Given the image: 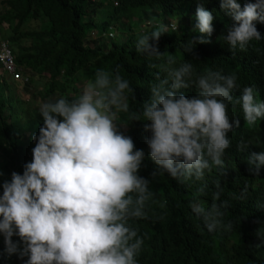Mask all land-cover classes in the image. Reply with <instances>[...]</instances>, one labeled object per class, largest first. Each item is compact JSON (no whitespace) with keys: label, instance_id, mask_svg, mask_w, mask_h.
<instances>
[{"label":"clouds","instance_id":"9594fccd","mask_svg":"<svg viewBox=\"0 0 264 264\" xmlns=\"http://www.w3.org/2000/svg\"><path fill=\"white\" fill-rule=\"evenodd\" d=\"M208 2L195 0L194 31L201 35L184 45L186 53L211 43L204 38L214 32L215 17L204 7ZM219 6L235 22L223 37L230 50L243 51L250 42L264 39L255 23H264V0H219ZM166 32L168 27L159 24L135 44L141 55L166 58L162 67L167 75L161 79L156 74L158 82L150 87L142 112H130L134 89L118 66L112 72L96 68L94 79L71 100L50 98L39 106L43 124L39 135L32 136L31 162L23 165V174L13 171L10 181L0 183V256L27 257L24 264H138L144 240L130 222L147 218L145 207L153 192L150 180L139 175L146 167L145 152L121 131L127 126L117 123L118 113L129 114L132 122H148L146 144L155 166L151 177L166 173L180 183L203 180L206 170L224 167L228 133L240 126L239 119L229 118V104L242 107L249 126L264 119V100L257 99L254 86L244 87L239 98L233 96L239 87L234 72L205 70L193 80V64L171 67L175 57L158 48ZM193 87L195 95L183 94ZM237 147L243 151L248 145L241 140ZM247 163L249 174L259 176L264 151L250 152ZM216 188L209 207L200 199L206 195L203 188L190 202L209 232L223 226L226 202L218 203L219 182Z\"/></svg>","mask_w":264,"mask_h":264},{"label":"trees","instance_id":"16d2710c","mask_svg":"<svg viewBox=\"0 0 264 264\" xmlns=\"http://www.w3.org/2000/svg\"><path fill=\"white\" fill-rule=\"evenodd\" d=\"M196 7L195 0H0V25H7L0 42L9 45L21 74L14 78L0 61V170L4 173L0 183L10 181L13 171L23 174V165L32 160V136L39 135L43 124L39 106L27 103L10 88L11 83L22 81L21 87L29 96L40 98L42 103L50 98L71 100L83 89V79H94L96 68L112 72L118 66L134 89L135 99L129 95L130 112L140 113L150 99V87L158 82L156 74L161 79L167 75L162 67L166 58L141 55L135 44L139 36L159 24L168 27L158 48L175 57L171 67L193 64V80L205 70L222 75L232 71L239 86L233 92L235 98L244 87L254 86L257 99L264 100V39L250 42L243 51L230 50L223 37L235 22L220 10L219 0H210L204 7L213 12L214 32L204 38L211 43L197 44L193 53H186L184 45L201 35L194 31ZM143 21L149 28L139 30ZM255 23L264 36V23ZM119 26L125 32L116 38ZM110 31L114 35H108ZM90 33L95 37L90 39ZM182 91L193 96L196 90ZM228 115L231 120L239 119L240 126L228 133L230 147L222 157L224 167L206 170L203 180L180 183L166 173L151 177L155 166L146 144L148 122H132L129 114H117V123L127 126L121 131L133 139L136 149L145 152L146 167L142 166L139 175L150 180L153 192L145 207L147 218L130 222L144 240L138 264H264V166L259 176H253L247 163L250 152L264 151V119L247 125L239 104H229ZM241 140L248 145L243 151L237 147ZM217 182L222 189L218 203L226 202L223 226L209 232L192 212L190 202L203 188L206 195L200 199L209 207ZM13 240L19 238L14 236ZM3 250L0 235V253ZM24 260L16 255L0 256V264H24Z\"/></svg>","mask_w":264,"mask_h":264},{"label":"rangeland","instance_id":"374dc122","mask_svg":"<svg viewBox=\"0 0 264 264\" xmlns=\"http://www.w3.org/2000/svg\"><path fill=\"white\" fill-rule=\"evenodd\" d=\"M136 18H139V15H135ZM173 21V23L175 24V21L173 19H170ZM119 20L116 19L115 20V23H118ZM146 21L142 22L139 24V27L138 29L139 30H145L146 28H149V24H146ZM4 26L6 27L7 25L5 23L1 24L0 25V38H2V36L6 33L5 29H4ZM191 27H193V25H191ZM137 29V30H138ZM115 30V29H114ZM125 29H122L120 26L118 27L117 31L115 30V35H116V38H120L122 37V35L124 34L123 32ZM5 31V32H4ZM2 32H4L2 34ZM88 37L91 39V38H94L95 37V34H89ZM29 75V73H28ZM90 81V79H83V82H84V86ZM9 82H12V81H9ZM23 85L22 81H17L16 83L12 82L11 85H10V88L16 92L21 98H24L26 99L27 103H30L31 106H40L42 104V101L40 98L38 97H31L29 96L28 92L23 88L21 87ZM7 92H9V90L7 89L6 90Z\"/></svg>","mask_w":264,"mask_h":264},{"label":"built area","instance_id":"2783aa9c","mask_svg":"<svg viewBox=\"0 0 264 264\" xmlns=\"http://www.w3.org/2000/svg\"><path fill=\"white\" fill-rule=\"evenodd\" d=\"M0 61L3 63L5 69L12 74L14 78L21 77V74L17 71L10 47L5 41L0 42Z\"/></svg>","mask_w":264,"mask_h":264}]
</instances>
